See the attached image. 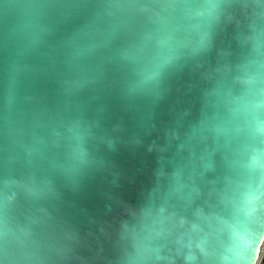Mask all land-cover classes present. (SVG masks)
<instances>
[{
    "label": "water",
    "instance_id": "obj_1",
    "mask_svg": "<svg viewBox=\"0 0 264 264\" xmlns=\"http://www.w3.org/2000/svg\"><path fill=\"white\" fill-rule=\"evenodd\" d=\"M264 226V0H0V264H220Z\"/></svg>",
    "mask_w": 264,
    "mask_h": 264
},
{
    "label": "clouds",
    "instance_id": "obj_2",
    "mask_svg": "<svg viewBox=\"0 0 264 264\" xmlns=\"http://www.w3.org/2000/svg\"><path fill=\"white\" fill-rule=\"evenodd\" d=\"M242 221L218 218L220 247L227 254L220 264H264V226L258 219V198L249 197Z\"/></svg>",
    "mask_w": 264,
    "mask_h": 264
}]
</instances>
